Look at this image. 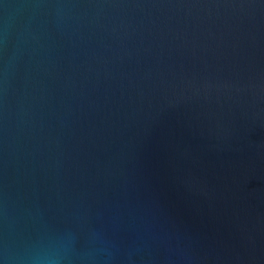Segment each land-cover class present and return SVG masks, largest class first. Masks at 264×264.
<instances>
[{
  "label": "water",
  "instance_id": "water-1",
  "mask_svg": "<svg viewBox=\"0 0 264 264\" xmlns=\"http://www.w3.org/2000/svg\"><path fill=\"white\" fill-rule=\"evenodd\" d=\"M0 264H264V0H0Z\"/></svg>",
  "mask_w": 264,
  "mask_h": 264
}]
</instances>
